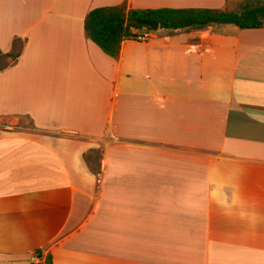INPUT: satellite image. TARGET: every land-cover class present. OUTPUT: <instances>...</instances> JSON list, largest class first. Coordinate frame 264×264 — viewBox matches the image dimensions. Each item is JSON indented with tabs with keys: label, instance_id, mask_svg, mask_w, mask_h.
<instances>
[{
	"label": "crops",
	"instance_id": "crops-1",
	"mask_svg": "<svg viewBox=\"0 0 264 264\" xmlns=\"http://www.w3.org/2000/svg\"><path fill=\"white\" fill-rule=\"evenodd\" d=\"M239 3L0 0V264H264V26L83 30Z\"/></svg>",
	"mask_w": 264,
	"mask_h": 264
},
{
	"label": "trees",
	"instance_id": "trees-1",
	"mask_svg": "<svg viewBox=\"0 0 264 264\" xmlns=\"http://www.w3.org/2000/svg\"><path fill=\"white\" fill-rule=\"evenodd\" d=\"M141 21H155L159 28L180 29L185 27L230 24L240 29L264 26V0H240L236 9L210 8H156L129 9L105 6L90 9L83 18L86 37L103 53L116 57L119 43L124 39H136ZM39 264V263H38ZM42 264H50L48 255Z\"/></svg>",
	"mask_w": 264,
	"mask_h": 264
},
{
	"label": "rangeland",
	"instance_id": "rangeland-1",
	"mask_svg": "<svg viewBox=\"0 0 264 264\" xmlns=\"http://www.w3.org/2000/svg\"><path fill=\"white\" fill-rule=\"evenodd\" d=\"M236 9V8H234ZM145 30V29H144ZM21 127V126H20ZM19 126L15 127V130H22ZM24 127V126H22ZM101 157L100 148L89 150L85 153V158L87 159V164L91 169L97 168L98 159ZM31 264H38L37 261H34ZM39 264H42L41 262Z\"/></svg>",
	"mask_w": 264,
	"mask_h": 264
},
{
	"label": "water",
	"instance_id": "water-1",
	"mask_svg": "<svg viewBox=\"0 0 264 264\" xmlns=\"http://www.w3.org/2000/svg\"><path fill=\"white\" fill-rule=\"evenodd\" d=\"M141 25L149 27L151 30L156 29L157 23L155 21H141L139 22Z\"/></svg>",
	"mask_w": 264,
	"mask_h": 264
},
{
	"label": "built area",
	"instance_id": "built-area-1",
	"mask_svg": "<svg viewBox=\"0 0 264 264\" xmlns=\"http://www.w3.org/2000/svg\"><path fill=\"white\" fill-rule=\"evenodd\" d=\"M144 36L143 35H140V36H137L136 39H142Z\"/></svg>",
	"mask_w": 264,
	"mask_h": 264
}]
</instances>
